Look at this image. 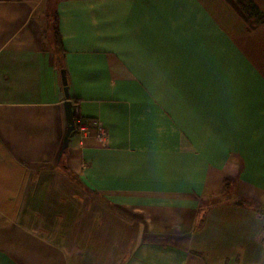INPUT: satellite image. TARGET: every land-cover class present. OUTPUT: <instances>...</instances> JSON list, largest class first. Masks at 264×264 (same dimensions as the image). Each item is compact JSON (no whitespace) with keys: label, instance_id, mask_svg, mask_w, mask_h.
I'll return each instance as SVG.
<instances>
[{"label":"crops","instance_id":"0c3cea01","mask_svg":"<svg viewBox=\"0 0 264 264\" xmlns=\"http://www.w3.org/2000/svg\"><path fill=\"white\" fill-rule=\"evenodd\" d=\"M61 70L106 146L58 158ZM0 264H264V23L228 0H0Z\"/></svg>","mask_w":264,"mask_h":264},{"label":"built area","instance_id":"2783aa9c","mask_svg":"<svg viewBox=\"0 0 264 264\" xmlns=\"http://www.w3.org/2000/svg\"><path fill=\"white\" fill-rule=\"evenodd\" d=\"M75 135L80 141L93 139L102 146L108 144V132L99 119H85L78 114L73 117Z\"/></svg>","mask_w":264,"mask_h":264},{"label":"water","instance_id":"95a60500","mask_svg":"<svg viewBox=\"0 0 264 264\" xmlns=\"http://www.w3.org/2000/svg\"><path fill=\"white\" fill-rule=\"evenodd\" d=\"M60 75L63 86V93L66 99L65 102L63 103L64 115L66 120V132L62 140L61 148L58 153V158H60L62 153L67 149L70 139L75 135V126L73 122V117L76 114L75 106L72 105L68 97L67 81L64 70L60 71Z\"/></svg>","mask_w":264,"mask_h":264},{"label":"trees","instance_id":"16d2710c","mask_svg":"<svg viewBox=\"0 0 264 264\" xmlns=\"http://www.w3.org/2000/svg\"><path fill=\"white\" fill-rule=\"evenodd\" d=\"M232 3L234 8L238 11V13L244 18L245 20H248L249 22L256 24H262L264 23V18L259 14L257 9L251 5L250 1L248 0H228ZM57 21L55 20L53 22V33L55 37V43L57 45V48L59 51H62L60 38L58 34L57 29Z\"/></svg>","mask_w":264,"mask_h":264},{"label":"rangeland","instance_id":"374dc122","mask_svg":"<svg viewBox=\"0 0 264 264\" xmlns=\"http://www.w3.org/2000/svg\"><path fill=\"white\" fill-rule=\"evenodd\" d=\"M49 19H50V21H51V18H49ZM46 36H47L48 39H51V38H52V37H51V33L48 32V31H46ZM51 42H52V40H51Z\"/></svg>","mask_w":264,"mask_h":264}]
</instances>
